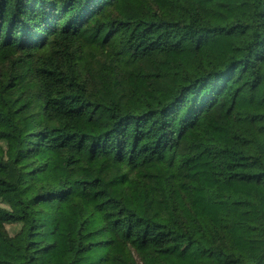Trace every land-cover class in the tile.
<instances>
[{
    "label": "trees",
    "instance_id": "1",
    "mask_svg": "<svg viewBox=\"0 0 264 264\" xmlns=\"http://www.w3.org/2000/svg\"><path fill=\"white\" fill-rule=\"evenodd\" d=\"M0 264H264V0H0Z\"/></svg>",
    "mask_w": 264,
    "mask_h": 264
}]
</instances>
